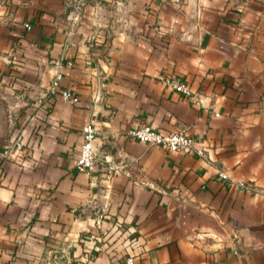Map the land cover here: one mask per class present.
<instances>
[{
	"label": "clouds",
	"instance_id": "clouds-1",
	"mask_svg": "<svg viewBox=\"0 0 264 264\" xmlns=\"http://www.w3.org/2000/svg\"><path fill=\"white\" fill-rule=\"evenodd\" d=\"M0 149V264H264V0H0Z\"/></svg>",
	"mask_w": 264,
	"mask_h": 264
},
{
	"label": "crops",
	"instance_id": "crops-1",
	"mask_svg": "<svg viewBox=\"0 0 264 264\" xmlns=\"http://www.w3.org/2000/svg\"><path fill=\"white\" fill-rule=\"evenodd\" d=\"M41 39H42L43 42H45V43H49V41H44V40H43V36H42V34H41ZM205 43H207V39H206ZM224 67L227 68L228 65L225 64ZM222 86L227 87V81H223V82H222ZM73 95H75V93H73ZM142 118H143V117H142ZM2 151H3V149H0V152H2ZM193 159L198 160L199 157H198V156H194ZM196 174H197L198 176H200V177H203V175H204V170H202V169H201V170H198ZM229 251H230V250H229Z\"/></svg>",
	"mask_w": 264,
	"mask_h": 264
}]
</instances>
